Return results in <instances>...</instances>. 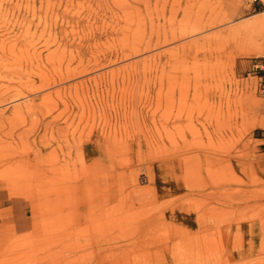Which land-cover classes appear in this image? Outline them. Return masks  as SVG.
<instances>
[{"label":"rangeland","instance_id":"1","mask_svg":"<svg viewBox=\"0 0 264 264\" xmlns=\"http://www.w3.org/2000/svg\"><path fill=\"white\" fill-rule=\"evenodd\" d=\"M262 24L264 0H0V264H264Z\"/></svg>","mask_w":264,"mask_h":264},{"label":"crops","instance_id":"2","mask_svg":"<svg viewBox=\"0 0 264 264\" xmlns=\"http://www.w3.org/2000/svg\"><path fill=\"white\" fill-rule=\"evenodd\" d=\"M17 214V202L0 190V223L13 219Z\"/></svg>","mask_w":264,"mask_h":264},{"label":"bare ground","instance_id":"3","mask_svg":"<svg viewBox=\"0 0 264 264\" xmlns=\"http://www.w3.org/2000/svg\"><path fill=\"white\" fill-rule=\"evenodd\" d=\"M260 13H262V12H258L256 15H258V14H260ZM247 27H251V25H248ZM260 31L262 32V34L264 35V24H262L261 25V28H260ZM56 39V38H55ZM62 45V44H61ZM65 46V48H67L68 47V45L67 44H65L64 45ZM61 47V46H60ZM70 47H72L71 49H70V55H72V57L73 56H75V55H73V51H76L77 52V55L76 56H80L81 58L83 57V55L84 54H82L83 53V48L84 47H82V44H77V45H74V44H71L70 45ZM37 48V47H36ZM66 52V51H65ZM72 53V54H71ZM83 72V71H82ZM82 72H80V73H82Z\"/></svg>","mask_w":264,"mask_h":264},{"label":"built area","instance_id":"4","mask_svg":"<svg viewBox=\"0 0 264 264\" xmlns=\"http://www.w3.org/2000/svg\"><path fill=\"white\" fill-rule=\"evenodd\" d=\"M252 2H255V1H257V0H251Z\"/></svg>","mask_w":264,"mask_h":264}]
</instances>
